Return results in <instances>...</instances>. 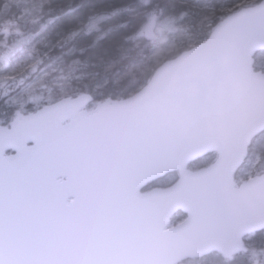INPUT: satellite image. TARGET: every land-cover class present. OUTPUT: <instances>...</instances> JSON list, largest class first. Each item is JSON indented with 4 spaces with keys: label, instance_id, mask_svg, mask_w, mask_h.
<instances>
[{
    "label": "snow or ice",
    "instance_id": "obj_1",
    "mask_svg": "<svg viewBox=\"0 0 264 264\" xmlns=\"http://www.w3.org/2000/svg\"><path fill=\"white\" fill-rule=\"evenodd\" d=\"M50 11L25 0L2 21L0 264H175L178 250L201 264H264V76L245 65L264 42V0L201 19L187 122L167 127L141 120L112 79L85 82L56 46L40 51L37 38L62 17L14 38L26 13ZM72 23L58 25L69 40L83 34ZM57 83L58 94L41 90Z\"/></svg>",
    "mask_w": 264,
    "mask_h": 264
},
{
    "label": "trees",
    "instance_id": "obj_2",
    "mask_svg": "<svg viewBox=\"0 0 264 264\" xmlns=\"http://www.w3.org/2000/svg\"><path fill=\"white\" fill-rule=\"evenodd\" d=\"M25 0H7L8 8L0 7V55L7 51L11 41L3 34V18L17 11V5ZM237 0H47L50 12L43 20L37 19L36 13L25 14L15 25L21 34L15 39L28 38L33 29H40L49 17L60 16L63 19L48 25L39 40L40 51L56 46L54 57L62 54L64 63L85 82L99 83L108 77L120 86L116 98L128 96L139 90L147 82L155 68L165 59L173 57L182 50L205 40L206 30L201 28V19L210 17L213 8L221 5L229 7ZM71 10V16H67ZM187 11L189 18L184 19ZM156 15L171 22V29L166 31V42L162 54L156 52L153 39L144 35V28ZM72 21V28L77 27L83 34L75 39H66L68 28L58 25ZM79 22L78 24L76 22ZM61 41L57 45V41ZM29 49H25L27 53ZM256 68L264 71V50L256 54ZM79 63L69 65L71 60ZM4 65L0 60V68ZM99 74V75H97ZM54 94H58L59 84L49 85ZM45 91L44 89H41ZM193 167H197L194 166ZM208 264H224L222 260H211ZM216 259V258H215ZM188 264H197L196 260H186Z\"/></svg>",
    "mask_w": 264,
    "mask_h": 264
},
{
    "label": "water",
    "instance_id": "obj_3",
    "mask_svg": "<svg viewBox=\"0 0 264 264\" xmlns=\"http://www.w3.org/2000/svg\"><path fill=\"white\" fill-rule=\"evenodd\" d=\"M156 23L157 16L154 15L144 28L146 38H155ZM203 42L201 41L182 50L177 55L165 59L155 68L144 86L134 93L118 99L133 98L137 102L136 115L150 125L167 127L186 123V99L194 95L196 91L192 81L197 72L192 71V67L199 55L198 47ZM262 50H264V42H256L248 47L245 54L246 68L249 71L255 69L257 77L264 76V71L255 66L256 53ZM230 62L231 57H224V63ZM197 67L199 70H210L203 63ZM184 257L185 252L178 250L174 255L175 264H187L185 263L186 259L195 258L192 256Z\"/></svg>",
    "mask_w": 264,
    "mask_h": 264
},
{
    "label": "rangeland",
    "instance_id": "obj_4",
    "mask_svg": "<svg viewBox=\"0 0 264 264\" xmlns=\"http://www.w3.org/2000/svg\"><path fill=\"white\" fill-rule=\"evenodd\" d=\"M169 29H171V22L169 20H167V19H164V18L160 17L157 20L156 27H155V38L152 41V43L156 46V52H158V54H162L164 52V48H163V46L161 44L166 42L167 39L165 38V33ZM4 40H5V38H4ZM257 57L258 56H256V59H257ZM44 90H45L44 92L47 93L49 90H51V88L44 89ZM53 94H54V92H53ZM194 166H198V165L194 164ZM193 259L196 260L197 264H201V261L199 259H197V258H193ZM211 260L217 261V259H215V258L211 259Z\"/></svg>",
    "mask_w": 264,
    "mask_h": 264
},
{
    "label": "flooded vegetation",
    "instance_id": "obj_5",
    "mask_svg": "<svg viewBox=\"0 0 264 264\" xmlns=\"http://www.w3.org/2000/svg\"><path fill=\"white\" fill-rule=\"evenodd\" d=\"M173 179V177L171 176H166V177H163L159 180H156L155 181V184L158 185V186H165L166 184L170 183L171 180ZM182 216V212L180 211H176L174 213V215L172 216V221L175 222L176 220H178L180 217ZM193 258L191 259H187V260H192ZM195 260V259H194ZM186 262V261H185Z\"/></svg>",
    "mask_w": 264,
    "mask_h": 264
}]
</instances>
